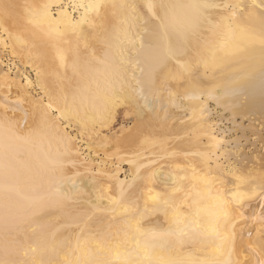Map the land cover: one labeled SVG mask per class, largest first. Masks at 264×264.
<instances>
[{
  "label": "bare ground",
  "instance_id": "bare-ground-1",
  "mask_svg": "<svg viewBox=\"0 0 264 264\" xmlns=\"http://www.w3.org/2000/svg\"><path fill=\"white\" fill-rule=\"evenodd\" d=\"M262 39V0H0L38 89L0 52V264H264V157L218 124L263 115ZM119 103L137 118L98 139L122 177L69 129Z\"/></svg>",
  "mask_w": 264,
  "mask_h": 264
},
{
  "label": "rangeland",
  "instance_id": "rangeland-1",
  "mask_svg": "<svg viewBox=\"0 0 264 264\" xmlns=\"http://www.w3.org/2000/svg\"><path fill=\"white\" fill-rule=\"evenodd\" d=\"M1 45L2 44L0 43V46ZM7 47H8L7 45H5V47H3V46L0 47V52L2 53V56H3V59H4V63L3 64H5L7 62V60H9V59H10V61L7 62V63L11 64V62H14L15 65L11 64V68L14 69V70L15 69H19L21 72H23L28 77L30 76L29 78L31 79L32 86L34 88L35 87L33 85L34 84V82H33V80H34V71L31 70L32 68H30L28 64H26V66H25V65H23V63L21 64L19 61H17L18 59L15 56L10 55L9 51H8L9 47L8 48ZM3 88L4 87L1 86L0 89L3 90ZM35 89L38 90L36 87H35ZM19 102H20V100L18 98L13 99L11 101V105L12 104L13 105L16 104V105L19 106L20 105ZM127 104L128 103H122V104L119 103V106H117V108H116V112L114 114V118L111 120V122L107 126L103 125L102 128H99L100 124L98 122H96L93 125L95 127L94 130H97V129L100 130V132H98L99 136H97V137H95L96 135L93 136L92 133H89L86 130H81L78 123L73 122V121L69 122V125H70L69 129L73 133H75L76 137L78 136L76 141L78 142V144L80 146V150L82 151V154L84 153L86 156H90L91 155L90 157L94 158L95 160H100V159L103 160V161L107 160L106 163L104 162L107 166H109L110 163L111 164L113 163L112 166L114 167V165H116L118 163L116 157L113 158V155L110 156V155L106 154L107 151L110 149V146H106L107 144L105 145L104 144L105 142L101 141L100 139H98V137H100V135L102 136V134L108 136L111 132L113 133V132L117 131V129H119V128H122V127L123 128H128L127 124H129V126L131 124H133L131 122H133V120L135 121V119L137 118V114H135L136 112H135V110H133V108H132L133 106L130 105V104L129 105H127ZM127 109H128V111H127ZM131 112H133V113L135 112L134 115ZM254 115H256V114H254ZM254 115H248L249 118H250V116L252 118V119L250 118V120H253L251 122H249V120H247V118H248L247 116L246 117H242V120H241V117L237 116V117H234L235 118L234 119V118L229 117V115H226L225 118L223 117L224 120L221 123H218V124H219L220 129L223 130V135H224V137H226L225 140H227L229 142L228 143L229 145L227 146L228 147L227 149H230L233 145H235L234 147L238 146V148H236L237 150L235 148H232V149L236 150V152L238 153V149L241 148V149H239V151L242 150L243 152L246 153V155H249V156L254 157V158L256 157V159L259 157L258 158L259 160L258 159L257 160L260 161V158L262 160V157H264V153H263L264 152V147H263L264 146V144H263L264 143V141H263L264 140V124H261L259 122L260 121L259 119L264 118V112H263V115H262V113L259 114L260 117L258 116V114L256 115L257 117L255 116L256 117L255 119H257V121L259 120L258 122H255L256 120L254 119ZM226 117H229L230 119L228 118L229 119L228 120ZM126 118H128V119H126ZM233 120L236 123H234ZM241 121H242V123H240ZM78 130L80 132H78ZM79 133H81V136L79 135ZM90 135H92V136L90 138H88ZM259 135H261L263 140L260 139ZM237 144H240V145H237ZM93 151H95V152H93ZM92 152H93V154H92ZM95 153L96 154L98 153L99 156H97ZM103 156H106V157L110 156L111 158L108 157L109 158V160H108L107 158H104ZM229 160L231 162H234V158L233 157H229ZM119 163H118L119 167L121 166V168H119V172H120V169H122L121 172H120L121 174L120 173L119 174L122 177L125 174H127V172L129 171V164L126 161L125 162L124 161H119ZM259 211L261 213L264 210H259ZM259 217L261 218V220H260ZM262 217L264 219V216H262ZM262 217H261V215L257 216L255 219L252 220L253 222L251 221V225L253 226V227L250 226V233L251 234H252V232H254L253 229L256 230L254 227H258V228L260 227L259 225H261V224L259 223V221L262 224L264 223ZM257 219H259V220H257ZM263 226H264V224H263ZM262 231H264V227L262 229H260V232H262Z\"/></svg>",
  "mask_w": 264,
  "mask_h": 264
},
{
  "label": "snow or ice",
  "instance_id": "snow-or-ice-1",
  "mask_svg": "<svg viewBox=\"0 0 264 264\" xmlns=\"http://www.w3.org/2000/svg\"><path fill=\"white\" fill-rule=\"evenodd\" d=\"M262 3H264V0H262ZM72 7L74 9L76 7L83 8L85 9V13H87L88 11L97 10L100 7V5L89 3V4L72 5ZM148 7L151 8V5H149ZM82 22H83V19H82ZM261 43H264V39H262ZM261 194L264 195V189H262Z\"/></svg>",
  "mask_w": 264,
  "mask_h": 264
}]
</instances>
